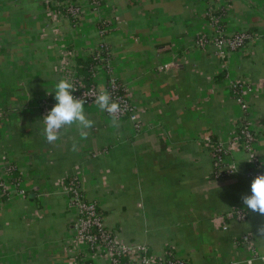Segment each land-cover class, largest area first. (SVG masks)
I'll list each match as a JSON object with an SVG mask.
<instances>
[{
  "label": "crops",
  "instance_id": "crops-1",
  "mask_svg": "<svg viewBox=\"0 0 264 264\" xmlns=\"http://www.w3.org/2000/svg\"><path fill=\"white\" fill-rule=\"evenodd\" d=\"M69 1L80 6L76 23L54 0H0V264H112L75 238L72 177L117 244L145 246L156 260L169 249L188 264H264V216L242 203L252 179L232 141L244 112L230 89L241 85L264 171V0ZM217 27L252 38L222 60L196 45ZM102 42L140 131L126 118L113 125L92 102L86 139L73 126L47 143L42 101L55 104V84ZM94 82L105 88L106 73ZM205 135L224 143L237 172L212 178ZM236 210L243 221L225 219Z\"/></svg>",
  "mask_w": 264,
  "mask_h": 264
},
{
  "label": "built area",
  "instance_id": "built-area-1",
  "mask_svg": "<svg viewBox=\"0 0 264 264\" xmlns=\"http://www.w3.org/2000/svg\"><path fill=\"white\" fill-rule=\"evenodd\" d=\"M56 5L64 6L67 15L72 20L77 21L79 19L81 10L80 6H78L77 4H74L69 0H56ZM91 5L94 8H98V0H91ZM104 30L105 28L102 29L100 32L104 33ZM251 38V34L245 31L237 32L231 36H226L222 33V30L217 27L212 36H199L196 40V45L200 48L206 46L213 47L219 57L223 60L226 58V55L228 53L241 49L247 42L251 40ZM105 45L106 44L102 42L96 48L98 49L97 58L99 59V61L106 62L107 72L105 73L108 77V87H105V89L110 94L111 99L120 105L118 119H128L130 122L133 123L135 130L138 132L140 131L141 126L137 121L135 108L130 102V100L127 98L125 89L122 84H120L111 75V52L108 47L104 48ZM64 79H67L70 82L74 83L77 87V90L72 93L74 97L80 98L84 94L89 95L91 93L98 92L97 88L95 89L94 87L85 88L83 86L82 81L77 78L76 72H73L72 69H70V72H67ZM230 89L234 97L238 100L244 112L237 126L238 133H234L232 141L236 143L237 146H239V142H241L240 144L242 150L248 153L247 163H249L255 169V171L250 172L246 176L253 180L255 176L264 174V171L258 158L252 153V145L254 144L256 137L254 132L250 129V126L246 119V106L240 97L241 85L233 83L231 84ZM92 102L93 99L91 97L85 98L86 104H90ZM53 105L54 104L49 103V101H42V107L45 113L50 111L49 107ZM203 142L209 148V154L212 159V166L216 170L217 176L226 177L230 175L232 173L230 169L233 164H230L226 161L228 152L225 148L224 143L217 141L213 142L212 139L207 135L203 137ZM10 170H12V168H10ZM67 192L69 204L76 211V218L73 223L75 238L78 241L84 243L89 252L93 253L96 252L98 249L104 250L110 255L112 264H119V258L122 257H126L128 258V260H130V258H133L136 264H156V260L149 254L148 249L145 246L128 247L117 244L114 241V238L111 236L110 232L106 230V228L103 226L102 216L98 212V207L96 203L89 202L85 199L80 189V185L78 186L75 183H72L67 188ZM245 215L246 214L243 211L236 210L227 213L224 217L226 220L236 219L238 221H243L245 219ZM248 240L249 238L247 236H244L242 238L243 242H248ZM162 264H188V262L185 259L173 257L172 259L167 260Z\"/></svg>",
  "mask_w": 264,
  "mask_h": 264
},
{
  "label": "clouds",
  "instance_id": "clouds-1",
  "mask_svg": "<svg viewBox=\"0 0 264 264\" xmlns=\"http://www.w3.org/2000/svg\"><path fill=\"white\" fill-rule=\"evenodd\" d=\"M76 90L77 87L74 83L62 78L55 84L53 92L50 93L54 95L56 103L41 119L44 125L42 134L47 143L54 144L60 139L63 131L71 129L73 126L81 138H87L88 130L93 127L94 121L89 119L85 113L84 104L86 97H91L93 103L101 111L109 114L113 125L118 122L120 105L111 99L110 94L103 85L100 86L98 92L89 95L84 94L80 98L72 95ZM75 148L76 145L74 143L73 151H75ZM237 165L238 163L232 165L231 172L235 173L238 171ZM250 193V195L242 197L243 205L247 210L264 216V174L255 176L251 181ZM257 234L260 237H264V224L257 226Z\"/></svg>",
  "mask_w": 264,
  "mask_h": 264
},
{
  "label": "trees",
  "instance_id": "trees-1",
  "mask_svg": "<svg viewBox=\"0 0 264 264\" xmlns=\"http://www.w3.org/2000/svg\"><path fill=\"white\" fill-rule=\"evenodd\" d=\"M54 1L56 2V0H54ZM57 1H63V0H57ZM52 6L54 8H58V10H60L71 22H75L76 23V21L72 20L67 15L66 10L64 9V6H58L56 4H52ZM98 27H99V30L101 31L102 29H104L105 26L100 23ZM105 47H108V46L105 45L104 48ZM97 54H98V49L95 48L92 52H90V55L86 59L78 61L76 63V65H75V67H74L77 78L82 81L83 86L85 88L94 87L96 89V84L94 82V77H95L96 72H98L99 70L107 72L106 62H100L99 59L97 58ZM105 87H108V77H107V75H106ZM238 124H239V121H238ZM238 124H237V126H238ZM235 133L236 134L238 133V127H236V129H235ZM240 141H242V140H240ZM240 143L241 142H239L238 148L242 150ZM252 171H255V169L249 163H246V167H245L244 173L247 175V174H249ZM218 177L219 176H217L216 170L213 168L212 178L215 179V178H218ZM72 183H75L76 185L79 186V182L72 177V178L67 180V188ZM98 212L100 213L99 209H98ZM101 216H102V214H101ZM111 236H112V234H111ZM169 251L170 250L167 249V253L164 256L163 260H156L155 259L156 260V264H162L163 262L172 259L174 257V255H172ZM127 262H128V258H126V257L119 258V261H118L119 264H121V263L127 264Z\"/></svg>",
  "mask_w": 264,
  "mask_h": 264
}]
</instances>
